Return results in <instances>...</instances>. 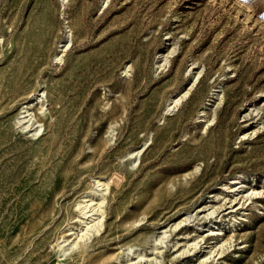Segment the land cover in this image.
Masks as SVG:
<instances>
[{"label":"rangeland","instance_id":"rangeland-1","mask_svg":"<svg viewBox=\"0 0 264 264\" xmlns=\"http://www.w3.org/2000/svg\"><path fill=\"white\" fill-rule=\"evenodd\" d=\"M0 37V264H264V0H0ZM97 179L102 227L68 249Z\"/></svg>","mask_w":264,"mask_h":264},{"label":"bare ground","instance_id":"bare-ground-1","mask_svg":"<svg viewBox=\"0 0 264 264\" xmlns=\"http://www.w3.org/2000/svg\"><path fill=\"white\" fill-rule=\"evenodd\" d=\"M64 1V0H62ZM71 38L68 36V38L65 40L63 45H60V50L54 55V59L60 60L61 59V52L64 51L65 47L68 46L70 43ZM1 42V37H0ZM166 60V57H164ZM164 60V61H165ZM199 73L197 75H194V81L198 78ZM187 94V91L182 94V96H172L168 99L166 106H165V112H172L174 111L177 106L179 105L181 99L183 96ZM44 96V91L42 89L38 90L37 92L33 93L30 97V100L26 101L22 109L20 111V117L18 118V122H20V125L23 129H26L27 132H29L31 135H39L43 130V125L40 122L34 121L33 114L31 113V108L37 104L42 102V97ZM42 105V103H41ZM146 146V144H145ZM143 148L138 149L135 152H128V156L132 157L133 155H139ZM133 162V161H132ZM197 169V167H196ZM195 169V170H196ZM248 180H243L239 176L233 178L230 180L229 183L225 184V187L229 189L230 192H232V200H235L236 198H242V199H250L253 196H256L260 192L253 189H248L247 184ZM94 187L90 189L84 196L83 199H81L77 203V209L79 210V226L74 229L71 234H74V238H72L68 243H66L67 239H64L63 241L68 244V249H72L78 245L80 241H85L89 239L92 235L98 233L102 227L103 224V203L105 200V193L108 189V183L102 180H94ZM214 210H211L208 212V214H213ZM199 214V213H198ZM77 216V215H76ZM193 217L191 213H187L181 220H179L175 226L178 224L188 221ZM218 224H215V226ZM216 229V230H215ZM210 232L219 233L223 230V227H221V224L216 226V228L211 227L209 225L208 229ZM71 231V230H70ZM218 231V232H216ZM166 238V230H162L158 237L153 238V249H161L163 247V244L165 243ZM220 241V240H219ZM64 243V244H65ZM195 243V242H194ZM62 251L66 252L67 248H63L62 245ZM212 246V245H211ZM220 248V247H219ZM125 251V259L122 261L121 264H142V262L147 261V263H150V260H157V255H154L153 257L149 258L146 256V254L141 251V249L136 247H126L123 249ZM212 247H210L209 252H212ZM214 252V251H213Z\"/></svg>","mask_w":264,"mask_h":264}]
</instances>
